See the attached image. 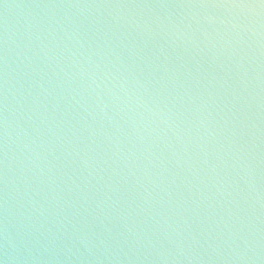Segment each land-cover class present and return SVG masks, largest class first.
<instances>
[{
    "label": "water",
    "instance_id": "1",
    "mask_svg": "<svg viewBox=\"0 0 264 264\" xmlns=\"http://www.w3.org/2000/svg\"><path fill=\"white\" fill-rule=\"evenodd\" d=\"M0 264H264V0H0Z\"/></svg>",
    "mask_w": 264,
    "mask_h": 264
}]
</instances>
